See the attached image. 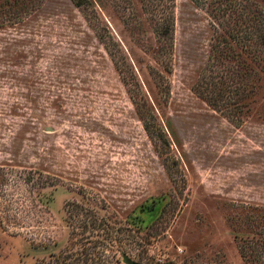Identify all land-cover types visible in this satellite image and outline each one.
<instances>
[{
	"label": "rangeland",
	"instance_id": "obj_1",
	"mask_svg": "<svg viewBox=\"0 0 264 264\" xmlns=\"http://www.w3.org/2000/svg\"><path fill=\"white\" fill-rule=\"evenodd\" d=\"M81 2L0 0V264H264V0Z\"/></svg>",
	"mask_w": 264,
	"mask_h": 264
},
{
	"label": "trees",
	"instance_id": "obj_2",
	"mask_svg": "<svg viewBox=\"0 0 264 264\" xmlns=\"http://www.w3.org/2000/svg\"><path fill=\"white\" fill-rule=\"evenodd\" d=\"M77 6H81V0H73ZM147 7L150 10L151 15H153L154 19H156V25H158V35L163 43H169L170 38L172 36V28L174 22L173 16V0H146ZM198 5H205L207 7H212L214 11L218 13H222L224 17L230 16L233 13L238 11L239 5L235 3V0H193ZM164 70H167L163 67ZM168 72V70H167ZM157 79L159 81L158 88L164 95L170 94L169 89V81L165 77L163 71L156 72ZM217 84L208 82L206 79L201 80L197 83L196 90L197 92L203 94L204 98H206L209 102L214 103V106L217 108H225L227 104H229L230 100H224V97H221L219 93H216ZM232 99V98H231ZM222 102V104H221ZM221 104V106H220Z\"/></svg>",
	"mask_w": 264,
	"mask_h": 264
},
{
	"label": "water",
	"instance_id": "obj_3",
	"mask_svg": "<svg viewBox=\"0 0 264 264\" xmlns=\"http://www.w3.org/2000/svg\"><path fill=\"white\" fill-rule=\"evenodd\" d=\"M124 263L125 264H141V263H138V262H136V261H134V260H132L130 258H125L124 259Z\"/></svg>",
	"mask_w": 264,
	"mask_h": 264
}]
</instances>
